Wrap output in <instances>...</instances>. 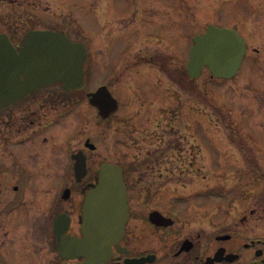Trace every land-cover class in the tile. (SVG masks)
<instances>
[{"label": "flooded vegetation", "instance_id": "1", "mask_svg": "<svg viewBox=\"0 0 264 264\" xmlns=\"http://www.w3.org/2000/svg\"><path fill=\"white\" fill-rule=\"evenodd\" d=\"M218 1L215 24L245 38L244 60L260 64L264 82V0ZM229 2L227 21L220 10ZM14 3L0 0V35L18 51L34 30L63 32L81 42L59 22L47 19L51 22L45 24L40 15V20L14 23ZM23 5L32 13L38 7L34 0ZM199 19L203 34L211 23ZM153 25L142 20L125 33V43L154 45L152 51L136 54L132 64L117 65L97 87L90 81L94 66L101 68L91 45L84 43L82 86L65 89L62 76L0 107V264H264V146L251 134H240L242 143H229V161L215 160L207 177L199 161H192L198 175L187 177V142L201 121L203 85L199 78L191 84L185 79L187 65L186 72L174 74L166 24L160 23L165 32L156 43L146 41ZM124 35L100 38L102 69L112 38ZM104 84L119 102L109 118L90 104L89 94ZM188 103L191 110L184 112ZM112 127L115 158L99 143ZM78 155L86 161L83 172H77ZM107 163L123 171L130 207L125 235L107 258L72 254L66 244L84 237V201Z\"/></svg>", "mask_w": 264, "mask_h": 264}, {"label": "rangeland", "instance_id": "2", "mask_svg": "<svg viewBox=\"0 0 264 264\" xmlns=\"http://www.w3.org/2000/svg\"><path fill=\"white\" fill-rule=\"evenodd\" d=\"M24 1L26 0H14L12 9L14 23H21L28 18L40 20L38 18L40 15L45 18V21L51 19L64 24L73 33V38L76 37L91 45V54L101 68L100 72L98 67L94 66L90 81L92 87L112 77L114 74L112 72L118 63L125 62L127 58L131 59L132 51L130 44L125 43L128 37L125 33L134 27L132 20L137 23H140L142 19L144 22V18L152 20L154 29L147 33L146 41L155 43V37L164 36L165 29L160 23L166 24L167 30L170 31L169 38L174 43L172 51L175 53L177 50L178 58L173 55L175 71L182 70L181 61H187L189 57L191 38L202 30L198 17L202 16V20L206 19V23L209 20L218 21L217 17L209 13L212 7H217L218 0H34L38 4L37 9H34L36 14L27 10L23 5ZM203 4L204 7L199 8ZM231 8L229 2L224 9L220 10L227 14L225 17L227 21L231 20ZM214 14L217 15L215 12ZM51 21H46L45 24ZM116 32L125 35L118 39L112 38L110 56L107 57L108 64L102 69V60L105 56L97 50L98 45L101 47L100 38L106 34L115 35ZM153 46L141 45L140 47L149 52ZM140 47L137 46L136 49ZM210 74V71L205 69L199 79L200 84L203 85L204 99L200 112L201 121L192 127V133L187 142L188 150L185 155L188 164L185 171L187 177L198 175L199 169L192 168V161H199L202 175L206 177L214 170L212 166L215 160L221 163L229 161L230 158L227 156L229 143L225 134L229 139H236L237 144L243 142L240 134H251L254 143L264 146V96L262 94L264 82L260 64L252 62L250 57L247 58L239 76L233 80L213 79ZM244 78L249 80L247 87L242 81ZM96 81H98L97 84ZM254 104L260 107L256 111ZM177 107L174 103L173 108ZM82 108L84 110V107ZM232 116L237 120L234 125L228 121V117ZM113 130V127L109 128L108 133L104 134L99 141L102 149L107 150L109 158H115L116 152Z\"/></svg>", "mask_w": 264, "mask_h": 264}, {"label": "water", "instance_id": "3", "mask_svg": "<svg viewBox=\"0 0 264 264\" xmlns=\"http://www.w3.org/2000/svg\"><path fill=\"white\" fill-rule=\"evenodd\" d=\"M195 43L189 63L191 76H199L204 65L210 66L215 77L232 78L237 74L245 44L235 31L210 26L205 35L195 37ZM4 48L5 45L0 46V106L56 81L62 74L71 83L69 87L78 86L83 80L84 45L72 42L65 34L31 32L20 53L10 42L6 43V51ZM92 103L102 114L117 108V101L107 87L92 94ZM127 201L122 170L108 164L103 168L98 188L91 191L85 201L83 231L86 238L76 239L82 254L106 256L110 253L111 245L125 232L129 218Z\"/></svg>", "mask_w": 264, "mask_h": 264}]
</instances>
